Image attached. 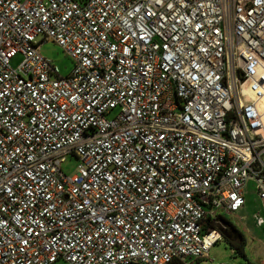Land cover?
Wrapping results in <instances>:
<instances>
[{
  "label": "built area",
  "instance_id": "obj_1",
  "mask_svg": "<svg viewBox=\"0 0 264 264\" xmlns=\"http://www.w3.org/2000/svg\"><path fill=\"white\" fill-rule=\"evenodd\" d=\"M248 182L264 227V0H0V264H194Z\"/></svg>",
  "mask_w": 264,
  "mask_h": 264
},
{
  "label": "rangeland",
  "instance_id": "obj_2",
  "mask_svg": "<svg viewBox=\"0 0 264 264\" xmlns=\"http://www.w3.org/2000/svg\"><path fill=\"white\" fill-rule=\"evenodd\" d=\"M40 55L48 60L51 65L57 68L61 77H67L73 67L74 62L66 56L63 50L54 42H42L39 46ZM22 58L17 55L10 61V66L16 68ZM113 110L107 117L112 118L117 114ZM78 161L75 158L67 157L61 165V171L66 176H73L77 173ZM245 205L237 213H226L218 211L217 215L223 218L231 226L242 232L246 243L239 250L235 249L237 242H232L226 238L230 228H222L221 224H213L217 229H221V240L216 243L208 252V258L194 261V264H264V227L256 225L254 214L261 213V205L253 182H248L244 189ZM53 264H67L62 259Z\"/></svg>",
  "mask_w": 264,
  "mask_h": 264
},
{
  "label": "trees",
  "instance_id": "obj_3",
  "mask_svg": "<svg viewBox=\"0 0 264 264\" xmlns=\"http://www.w3.org/2000/svg\"><path fill=\"white\" fill-rule=\"evenodd\" d=\"M222 220V224L226 227V226H228L231 230H233L234 232H237L238 230L235 228V227H233V226H231L229 223H227V221H225L223 218H221ZM209 222V221H208ZM208 227L209 228H214L215 226H213V224H211L210 222L208 223ZM221 230V229H220ZM221 232H223V231H221ZM238 244H236L235 245V249H237V250H239L240 248H241V246H244L245 245V243H246V240L245 239H242L240 242H237Z\"/></svg>",
  "mask_w": 264,
  "mask_h": 264
},
{
  "label": "flooded vegetation",
  "instance_id": "obj_4",
  "mask_svg": "<svg viewBox=\"0 0 264 264\" xmlns=\"http://www.w3.org/2000/svg\"><path fill=\"white\" fill-rule=\"evenodd\" d=\"M225 236L232 242H240L242 239H245L244 235L239 230L237 232H234L230 229L228 234H226Z\"/></svg>",
  "mask_w": 264,
  "mask_h": 264
}]
</instances>
